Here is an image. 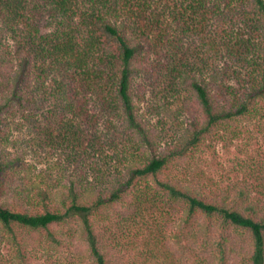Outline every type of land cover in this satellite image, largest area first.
Listing matches in <instances>:
<instances>
[{
  "label": "trees",
  "instance_id": "trees-1",
  "mask_svg": "<svg viewBox=\"0 0 264 264\" xmlns=\"http://www.w3.org/2000/svg\"><path fill=\"white\" fill-rule=\"evenodd\" d=\"M246 121L264 0H0V264H264V162L190 170Z\"/></svg>",
  "mask_w": 264,
  "mask_h": 264
},
{
  "label": "rangeland",
  "instance_id": "rangeland-1",
  "mask_svg": "<svg viewBox=\"0 0 264 264\" xmlns=\"http://www.w3.org/2000/svg\"><path fill=\"white\" fill-rule=\"evenodd\" d=\"M11 45V49L13 50L15 44L12 42L9 43ZM136 87H140L136 85ZM44 95L39 98V105L42 107L44 106V110L37 109L36 116L42 117L43 113L44 115L47 114V109L50 107L53 103V101L50 99V101H45ZM42 102V103H41ZM154 102V96L152 92H148L147 95L141 100L142 105V111H145L150 104ZM147 117H152L155 119L156 116L150 115L149 113H146ZM149 114V115H148ZM152 119V121H155ZM18 121H23L22 118L17 119ZM14 123V128H18L20 124ZM245 123V122H244ZM23 129L15 130L13 133V138L15 140V144L18 148H24L26 144V140L29 138V130H26L29 128L28 123L26 125H22ZM246 127L244 129V134L239 140H234L233 142L225 143L224 141H218L214 140L211 142L212 147L209 151L206 150H198L193 157L194 163L193 167L190 166V170L192 174L199 176L198 173L202 171H205L208 175L215 176L216 179H220V174L224 175H230L233 176L236 171L240 172L239 178H244V174L248 171L253 170L256 172L258 170V161L264 162V131H261L259 128H255L254 124L250 121H246ZM16 148V147H14ZM26 151V150H24ZM32 156V155H31ZM29 156V161L32 160V157ZM41 163H39L40 168H47L50 166L49 160L43 156L39 155L36 157ZM35 158V159H36ZM32 160L31 162H35L36 160ZM240 163H243L246 167L241 168ZM198 170H195V169ZM200 178V177H198ZM204 180H202V183ZM102 234H107L105 229ZM44 261V259H36L32 258L31 262L32 264H40Z\"/></svg>",
  "mask_w": 264,
  "mask_h": 264
}]
</instances>
